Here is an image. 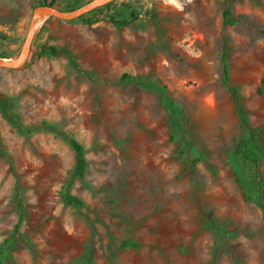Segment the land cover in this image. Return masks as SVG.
<instances>
[{"label":"rangeland","instance_id":"obj_1","mask_svg":"<svg viewBox=\"0 0 264 264\" xmlns=\"http://www.w3.org/2000/svg\"><path fill=\"white\" fill-rule=\"evenodd\" d=\"M41 1L0 0V59L19 56ZM54 1L70 11L92 0ZM112 2L35 28L29 51L67 49L75 67L63 56L28 65L27 54L17 69L0 68L21 123L56 127L83 146L86 164L70 186L76 206H65L67 139L22 136L0 117V264H264V218L236 183L242 133L219 68L225 51L264 148V0L230 3L244 17L234 26L222 24L226 0H179L182 10ZM15 185L23 220L12 235Z\"/></svg>","mask_w":264,"mask_h":264},{"label":"trees","instance_id":"obj_2","mask_svg":"<svg viewBox=\"0 0 264 264\" xmlns=\"http://www.w3.org/2000/svg\"><path fill=\"white\" fill-rule=\"evenodd\" d=\"M233 1L234 0H226L227 6H225L222 11V24L225 26H234L244 20L243 16H233L229 8L230 3ZM113 3L114 2L108 3L107 5H104V7L111 6ZM39 5L50 6L54 9H58L54 0L49 2L44 0L41 1ZM101 8L103 7L95 9L94 12ZM108 20L116 27H122L127 24L124 20H116L112 15L108 17ZM87 21L88 20H86V22ZM258 35L264 38V29L258 30ZM60 56L65 57L69 61L70 65L75 67V61L67 49H57L56 47L48 45H40L32 48L27 56V64H32L40 57L56 58ZM219 68L220 84L230 96L234 107V113L237 117L238 125L242 133L240 145L238 146L234 156L236 165L240 171L239 175L236 177V183L241 190L242 198L245 202L260 203V209L264 218V180L260 174V163L264 160V148L260 144L259 131L250 126L248 113L243 105L242 98L236 87L230 83L227 53L225 51H222L220 54ZM121 79L126 80L128 79V76L124 75ZM162 89L165 90L164 87ZM14 106L15 102L13 97L0 92V117L18 134L22 136H29L42 131L52 133L59 139H67V143L74 155V163L69 172V178L62 186L59 196L65 206L74 208L77 200L70 195L69 191L74 180H82L86 174L85 150L83 146L72 138H66L64 133L46 121H41L36 126L23 125L14 112ZM168 112H170L169 109ZM176 136L177 135L175 133H172L170 135V140L174 141L177 138ZM4 157L5 155L0 151V158ZM247 180L251 181V187H247L245 184ZM14 198L16 200L17 222L12 235L17 233L19 225L23 220L21 194L17 185L14 186ZM3 256V251L0 250V263L1 257Z\"/></svg>","mask_w":264,"mask_h":264},{"label":"water","instance_id":"obj_3","mask_svg":"<svg viewBox=\"0 0 264 264\" xmlns=\"http://www.w3.org/2000/svg\"><path fill=\"white\" fill-rule=\"evenodd\" d=\"M112 1L116 0H92L90 2L85 3L84 5L75 8L70 11H59L57 9H54L50 6H38L32 11V17L30 20L29 28L22 46L21 53L19 56L12 62H8L5 60L0 59V68L4 69H17L23 62L24 59L26 58L29 49H30V43L32 40V37L34 35V31L36 28V16L38 15L39 12H45L49 16L61 20V21H71L78 19L85 15L87 12L90 10L94 9L95 7L106 4Z\"/></svg>","mask_w":264,"mask_h":264},{"label":"bare ground","instance_id":"obj_4","mask_svg":"<svg viewBox=\"0 0 264 264\" xmlns=\"http://www.w3.org/2000/svg\"><path fill=\"white\" fill-rule=\"evenodd\" d=\"M47 13L39 12L36 16V28L43 22V20L47 17ZM11 62V61H10Z\"/></svg>","mask_w":264,"mask_h":264},{"label":"clouds","instance_id":"obj_5","mask_svg":"<svg viewBox=\"0 0 264 264\" xmlns=\"http://www.w3.org/2000/svg\"><path fill=\"white\" fill-rule=\"evenodd\" d=\"M165 2L167 4H170V5L174 6L177 9H181L182 10V5L179 3V0H165Z\"/></svg>","mask_w":264,"mask_h":264}]
</instances>
